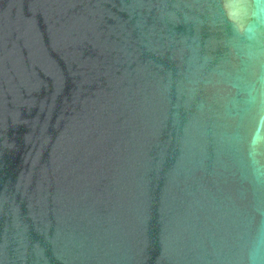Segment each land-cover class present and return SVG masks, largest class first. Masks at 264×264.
I'll return each instance as SVG.
<instances>
[{
    "label": "water",
    "instance_id": "95a60500",
    "mask_svg": "<svg viewBox=\"0 0 264 264\" xmlns=\"http://www.w3.org/2000/svg\"><path fill=\"white\" fill-rule=\"evenodd\" d=\"M0 264H264V0H0Z\"/></svg>",
    "mask_w": 264,
    "mask_h": 264
}]
</instances>
